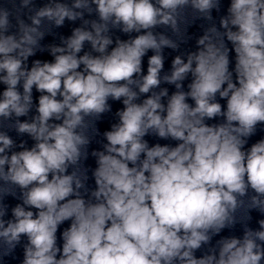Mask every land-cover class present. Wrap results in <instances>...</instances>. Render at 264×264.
I'll return each mask as SVG.
<instances>
[{
	"label": "clouds",
	"instance_id": "1",
	"mask_svg": "<svg viewBox=\"0 0 264 264\" xmlns=\"http://www.w3.org/2000/svg\"><path fill=\"white\" fill-rule=\"evenodd\" d=\"M0 264H264V0H0Z\"/></svg>",
	"mask_w": 264,
	"mask_h": 264
}]
</instances>
